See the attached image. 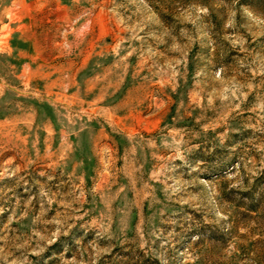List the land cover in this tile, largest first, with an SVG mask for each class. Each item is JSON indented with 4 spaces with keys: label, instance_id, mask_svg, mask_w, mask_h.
Instances as JSON below:
<instances>
[{
    "label": "rangeland",
    "instance_id": "374dc122",
    "mask_svg": "<svg viewBox=\"0 0 264 264\" xmlns=\"http://www.w3.org/2000/svg\"><path fill=\"white\" fill-rule=\"evenodd\" d=\"M0 264H264V0H0Z\"/></svg>",
    "mask_w": 264,
    "mask_h": 264
}]
</instances>
